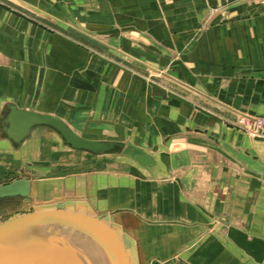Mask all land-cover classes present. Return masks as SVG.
Segmentation results:
<instances>
[{
	"label": "crops",
	"instance_id": "crops-1",
	"mask_svg": "<svg viewBox=\"0 0 264 264\" xmlns=\"http://www.w3.org/2000/svg\"><path fill=\"white\" fill-rule=\"evenodd\" d=\"M143 62L264 120V9L253 0H0V111L12 102L129 148L35 176L31 194L48 181L54 199L110 215L137 264H264V136L198 126L187 103L139 73ZM38 131L19 148L0 136V162L43 158Z\"/></svg>",
	"mask_w": 264,
	"mask_h": 264
},
{
	"label": "water",
	"instance_id": "water-1",
	"mask_svg": "<svg viewBox=\"0 0 264 264\" xmlns=\"http://www.w3.org/2000/svg\"><path fill=\"white\" fill-rule=\"evenodd\" d=\"M38 129L57 135L68 150L92 156L120 155L129 150L123 142L97 141L77 134L64 120L51 114L18 108L7 102L0 111V136L19 148ZM33 183L21 179L0 185V199L30 198ZM82 204L93 216L66 210ZM54 210L30 211L0 221V264H137L132 240L108 214H97L90 204L72 196L55 199ZM72 230L95 242L104 259L84 245Z\"/></svg>",
	"mask_w": 264,
	"mask_h": 264
},
{
	"label": "rangeland",
	"instance_id": "rangeland-1",
	"mask_svg": "<svg viewBox=\"0 0 264 264\" xmlns=\"http://www.w3.org/2000/svg\"><path fill=\"white\" fill-rule=\"evenodd\" d=\"M123 60H126L124 61L125 64L127 60L130 61L129 58ZM143 63L140 64L141 68L139 73L149 83L161 88L167 94L181 98L185 103H187L190 108L189 112L191 114L189 116L195 119V122H197L196 124L198 126H203L210 122L213 123V121H211V119H213L225 128L233 129L249 136L248 133L243 129L244 126L239 123V121L242 119L241 117L249 116L262 120L261 130L256 135L249 137L260 138L264 136L263 118L247 115L242 113L243 111L223 106L218 102L211 100L209 97H203L192 88L178 84L174 79L167 77V75L164 74L165 70L159 68L152 69L147 66L146 62ZM80 132L82 136L87 137V129H82ZM37 133L38 134H36V136L31 140L37 141V144L40 145L41 149L46 151L43 158H38L39 160L37 161L29 159L24 162L22 157L16 159V157L12 155L15 160H18L17 164H7L0 162V185H6L21 179H29L32 182V179H34L35 176H38V180L40 181L47 180V178H50V176L54 174L68 175L79 170V167L74 165L75 163L79 162L84 164V168H87V162L80 161L83 156H86L85 154L68 150L62 145L55 135L51 136L44 129H40V131ZM37 169L41 170L36 172L35 170ZM41 183L42 185L39 192H43L42 195L34 193V195L31 194L30 198L13 197L0 199V221H3L14 215L34 211L37 208L35 205H54L55 197L50 195L51 191L48 189L51 185L48 181ZM113 221L116 222L114 218ZM123 233L125 232L123 231ZM125 235L127 236L126 233ZM128 264H133V261L129 259Z\"/></svg>",
	"mask_w": 264,
	"mask_h": 264
},
{
	"label": "built area",
	"instance_id": "built-area-1",
	"mask_svg": "<svg viewBox=\"0 0 264 264\" xmlns=\"http://www.w3.org/2000/svg\"><path fill=\"white\" fill-rule=\"evenodd\" d=\"M255 4H257L260 8L264 9V0H253ZM239 121L244 127L245 132L248 133L249 136L256 135L262 128V120L259 118H252L249 116H243Z\"/></svg>",
	"mask_w": 264,
	"mask_h": 264
}]
</instances>
